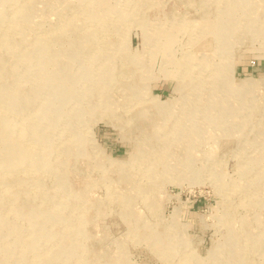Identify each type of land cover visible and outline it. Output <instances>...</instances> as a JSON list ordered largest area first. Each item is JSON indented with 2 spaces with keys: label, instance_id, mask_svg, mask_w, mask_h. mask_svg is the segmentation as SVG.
<instances>
[{
  "label": "rangeland",
  "instance_id": "obj_1",
  "mask_svg": "<svg viewBox=\"0 0 264 264\" xmlns=\"http://www.w3.org/2000/svg\"><path fill=\"white\" fill-rule=\"evenodd\" d=\"M255 1L262 4L259 16L264 17V0ZM140 2L145 7L141 8ZM198 2L108 0L101 6H94L96 3L89 6L86 0L33 2L27 22L29 25L37 24V27L32 26V32L47 33L42 38L59 31L67 36L59 43L51 42L50 47L56 51L53 54L60 63L46 65V74L63 64L59 60L63 56L60 54L73 48L72 39L79 34L85 41L88 37L99 40V44H93L92 41L89 45L95 48L92 58L99 51L110 52L104 64L110 68L109 76H115L117 83L110 92V99L102 103L97 96H101L102 91L95 92L96 82L92 80L100 61H92L91 66H86L85 60L90 53L83 51L80 55V51L79 65L74 59L66 60L76 69L73 75L64 74L62 77L55 74L51 80L43 74V67L35 69L37 75H34V80L42 84L38 91L23 95L27 104L23 103L22 111L17 115L6 112L7 119L20 121L24 135L30 132L25 123L33 119L34 132L43 134L47 141V148L42 150H35L36 144L29 137H25L18 145L19 151L30 154L25 143L34 144L29 147L39 165L34 173L22 167L24 155L14 154L9 158V164L15 165V169L0 175V190L6 184L15 185L17 180L23 182V186L7 188L6 192L13 198L8 195L4 197L1 193V205L5 208L9 203L20 205L23 192L28 191L32 198L29 207L46 214L40 219V229L36 233H29L22 214L12 216L10 213L9 226L22 229L25 240L40 243L44 230L49 235L64 232L66 240H69L70 235L74 246H85L90 250L89 257L96 256L105 264H115L119 260L122 264H183L184 260H188L189 264H219L220 259L215 256L217 247V253L222 256V250L239 243L238 236L236 239V236H230L233 229H240V237L255 235L254 232L264 229V89L248 90L247 96L240 102L236 97H228L231 101L239 102L237 111L230 113L227 110L223 115L214 107L218 100L223 101L227 92L218 89L215 93L212 87L214 80L204 82L205 91L201 90L203 86L192 89L190 95L194 101L193 107L200 114H197L196 121L197 117L212 115L211 123L214 118H218V125L226 126L234 124L235 115H238L241 121L237 120V123L242 124L244 129L231 130L225 134L216 128L210 130L203 140H196L189 147L183 142H176L174 146L169 143L167 137L171 133L168 134L167 130H171V117H164L152 110L155 105L168 100L179 103L181 94L175 88L178 76L185 83L197 76L202 77L204 74L200 62L211 67L221 66L224 62L231 64L229 75L233 82L244 77L264 79V33L256 26L251 31V26L243 31L242 15L246 9L233 11L237 17L233 28L238 35L231 36L228 31L225 33L228 51L221 53L216 49L215 17L207 15L202 21L211 19L212 22H208L201 32L198 28V20L203 14L198 9ZM11 8H15L13 2L4 3V0H0V12ZM120 9L130 17L125 19L122 13L119 14ZM88 10L90 13L104 14L102 19L105 22H97L101 20L97 17L88 18L89 14H85ZM145 16L152 22L146 30L140 23ZM72 20L78 24L76 29H71L69 23ZM254 23L255 20L250 25ZM29 43L30 40L23 42V48H32ZM133 55L137 56L139 63L134 60L131 62ZM10 69L7 67L3 71L2 80L6 79ZM22 78L18 76L14 80ZM65 79L73 80L74 93L69 96ZM216 83H220L222 88L226 84L225 81H215V86ZM28 87L26 81V89ZM131 91H134V96H131ZM252 94L253 97L248 100ZM54 96L55 100H52L50 97ZM56 100L58 105L53 109L51 104ZM139 106L146 110L144 121H138L141 126L136 127L130 123L133 122L131 116L140 109ZM248 112L251 119L247 121L245 116ZM106 118L111 119V122H107ZM143 138H147L144 143L149 142L145 147ZM60 140L67 141L60 145ZM157 144L167 147L158 148ZM77 146L78 151H75ZM151 146L152 152L149 149ZM80 147L84 154L80 153ZM141 149H146L147 153L145 156L141 152L144 156L137 161L135 154ZM65 150L70 153L65 154ZM190 151V164H181L179 161L187 159L188 156L184 155ZM131 157L135 158L134 161ZM116 160L121 163L117 164ZM54 161L76 167L77 172L67 168L71 170L67 185L69 183V189L81 193L80 197L73 196L62 177L50 171L49 165ZM119 166L125 171L124 176L120 175L122 169L119 171ZM34 179L44 183L42 192L33 187L31 181ZM129 202L132 205L128 208L126 204ZM35 215L38 216V213ZM242 217L248 218L250 225L245 227V223H239ZM81 225L85 227L84 230H79L78 226ZM155 232L161 241L173 242L174 246L167 243L173 249L154 244L150 236ZM24 244L26 246L28 243ZM49 246L56 247L45 241L39 253L45 255ZM13 248L19 250L21 247L15 244ZM196 257L199 261H192ZM251 257L257 258L256 253L251 254ZM27 259H32L29 250L20 257L22 261ZM226 260L221 259L222 262ZM28 264L37 263L31 261ZM45 264L55 263L49 261Z\"/></svg>",
  "mask_w": 264,
  "mask_h": 264
},
{
  "label": "bare ground",
  "instance_id": "obj_2",
  "mask_svg": "<svg viewBox=\"0 0 264 264\" xmlns=\"http://www.w3.org/2000/svg\"><path fill=\"white\" fill-rule=\"evenodd\" d=\"M34 1L36 0H4V3L13 2L15 4V8L7 9V10L4 9V11L0 12V175L3 172H6V171L12 172L15 169L14 168L15 165L9 164L10 162L9 160H11L9 158L14 156V154L24 155V159L21 162H22V167L23 168L25 167L26 170L28 171L32 170L33 172L38 168L39 165H37L36 163L37 160L34 159V157L31 155L32 150L29 148V147H32L34 144L31 146L29 142L25 143V148L28 150V151L27 150L25 151H27L30 154L22 153V151H19L18 145L21 142H23L25 137H29L34 141L32 143L36 144L34 145L36 147L35 150H42L44 149V147L47 148V141L44 138L43 134L41 135V134H37L36 132H34L33 128H34L35 122L33 119H29L25 123V125L28 126L30 132L29 134L24 135L23 128H21L23 126L20 125V121L18 119L11 121L5 117L6 112H10V115L11 114L17 115L18 112H21L23 103H26L25 99L23 98V95L31 94L30 91H32V93L37 92L38 91L37 89L42 85L37 81V79L34 80V75L35 76L37 75L34 72L35 69L38 70L42 67L45 69L46 65H49L50 63L52 65H54V63L55 64L60 63L56 60L57 56H54L53 54L56 51H54L50 46H52V43H59L60 41L64 40L67 37L66 35H64L63 31H59L58 33H53L48 38H42V37H45L46 36L45 34L47 33L39 34L40 31L39 32L37 31V34H34L32 32V26L34 25L37 27V24L29 25L27 22L30 20L32 6L34 4L33 3ZM107 1L108 0H86V3L88 2L89 6H91L90 4H94V3H96L94 4V6H99V5L101 6V4L102 5L106 4ZM37 2H39V0H37ZM198 3H199L198 9L201 10V12L203 13L202 16L199 18L200 20H198L199 21L198 28L201 32L203 28L206 27V25H208L207 24L208 22L209 24L212 22L211 19L207 22L202 21V19L206 18L207 15L215 17L216 19V22L214 23L215 28H216L215 39H217L216 49L219 50V52L221 53L222 52L226 53L228 51L226 50V48L229 45L227 43L228 39L224 38V36H226L225 33L228 31L231 36L232 34L234 36L238 35L233 28L235 20L237 19V17H235L233 14V11L235 10L242 9V8L246 9L245 13L242 15V20L244 22L242 23L241 28H243V31L249 28V26H251L250 27V31H251L253 29V26H256L259 30L261 29V32L264 33V17L262 15H260L262 17L259 16L260 7L262 4L256 2L255 0H225V1L199 0ZM145 4H148L150 7V4L147 1H145ZM142 6L145 7L143 4H141V8ZM211 6H212V9H210ZM115 11L118 12V10H115ZM121 13H122V9H120L119 14ZM85 14H89L88 18L90 19H94L95 17H97L98 19H101L100 21L96 20L97 22L101 24L105 22V20L102 19V16L104 14L101 15L100 13L101 15L100 16L97 13H90V10H88V12ZM110 14L106 13V15H110ZM122 14L124 15L123 17L125 19L130 17L126 12ZM143 18L144 19H142L140 23L144 25L143 28H145L146 30V27L147 28L150 27V25H152V22L151 20H148L146 16ZM254 20H255V23L253 25H250V23L252 24ZM69 24L72 27L71 29H76L78 26L77 22L73 20ZM40 38H42V40L39 41ZM84 39L85 38L80 37L79 34H76V36H74V38L72 39V43L70 42L71 44H73V48L66 49V51L64 50L63 54H60V55H63L59 59L60 61H63V64L59 65L60 69L57 68V70H53L50 73L47 72V74L45 73L46 72V69H45L43 74H46V78L47 79L49 78L51 80L53 79L52 77L55 74L58 76L61 75L62 77H64V74L73 75L76 69H73L70 63H67L66 60L69 59L70 61H73L74 59L76 62L77 61L79 62L77 63L79 65L81 63L78 58L80 51H81L80 55L82 54L83 51H88V53L90 54H88L86 57V60H85L87 63L86 66L88 65L91 66L92 61L94 62L96 60L100 61V66L96 68V71L94 70L96 75H94L92 80L96 82L95 92H97V90L102 91V93H100L101 96L100 95H97V96L101 98L100 101H102V103H105L107 102V100L110 99L109 97L110 92L112 91V89L115 87V84L117 83V79L115 78V76L110 75L112 77V79H110V76H109V74H111L110 68L104 64V60L109 56L110 52L108 53L105 51H99L96 53V57L92 58L94 56L93 52L95 48H93V46L89 47V45L92 44V41H93V44L94 42L95 44L96 42H98V44L100 42L99 40L97 41V38L95 37H88L87 41H85ZM26 40L27 41L30 40L29 44L31 45L32 48L30 49L23 48L25 45H23L22 43L25 42ZM136 58L137 56L133 55L130 58L131 62L134 60L135 62L139 63V60H137ZM22 64H23V67L21 68ZM199 64L201 65V68H202L201 71L204 74L202 77L197 76L196 78L193 79V81H189L188 83H185L182 80V77L178 76L179 78H178L177 85L175 88L178 89L180 91L179 94H181L179 98L180 99L179 103L173 100H170V101L168 100V101L159 103L158 105H155L154 106L155 108L152 109V110H155L156 112H160L158 113L159 115H162L164 117L165 116L171 117V120H172L171 130L170 129L167 130L168 134L171 133V136L167 137V141L173 144V146L177 144L176 142L178 143L183 142L185 143L186 147H189L190 145H194V142L203 140L205 136H208V133L210 130H213L216 128H219V131L225 134H227V132H231V130L233 131L236 129L243 128L242 124L237 123V120L241 121L239 120L238 115H235L234 124H231L230 122H226V123L231 124V125H226V126H223V125L219 126L218 118H214L213 123H211L212 115L211 116L209 115L203 118L197 117L198 120L196 121V116L198 113H196V111L194 110L195 107H193L194 101H193L192 96L190 95L192 89L196 87L201 88L203 86L201 90L205 91L206 87L204 86V82H207V81L211 82L213 80L214 82L215 81L216 82L225 81L226 84L223 86V88L220 83L219 84L216 83V86H215L214 82H212V85H213L212 87L215 90V93L218 92V89H223L224 92H227V94L223 96L224 99L222 102L218 100L219 102L216 103L217 106L215 107H214V104H212V107L217 108L218 109L217 112L222 113V115L226 113L227 110L230 113L236 112L238 103L242 101L245 96H247L246 92L248 90L253 91L254 89H259V88L264 89V79L258 80V79H255V77L254 78L244 77V78H241L233 82L231 76L229 75L230 74L229 69H230L231 64L228 65V63L224 62L223 65L217 66V67L208 66L207 63L205 64L203 62H200ZM7 67H11V69L10 71H8L9 74H7L6 79L2 80L1 74L3 73V71L5 72V69ZM82 71H85V70H82ZM18 76H23V78L20 80L17 79V81H15L14 78ZM80 79L81 78H78V80ZM65 80H66V83H65L66 91H68L67 94L69 96L74 93V89L72 88L73 80L72 79H70L71 81L67 79ZM26 81L29 84L28 89H26ZM30 86L32 87L31 89H30ZM124 88L125 90L127 89L126 85L124 86ZM53 92L54 91H52V94ZM55 96L58 98L57 94ZM55 96L50 97V98L52 100H55ZM131 96H134V91H131ZM231 96L236 97L239 102L233 101V100L231 101L230 99H228V97L231 98ZM196 97L197 95H195V98ZM249 97H248V100H251V97H253V94L250 95ZM57 100L54 101L53 104H51L53 109L58 105ZM127 101L131 102L130 99H128ZM176 109L178 111H176ZM144 110L146 109H144L142 106L140 107V109L137 110V112L133 116H131L133 122L130 123V125L136 126V127L141 126L138 121H141V120L144 121L143 119L145 116ZM245 117L247 121L250 120L251 119L249 118L251 117L250 112H248ZM106 121L111 122V119L106 118ZM184 129L186 130V132H184ZM166 132L164 133L167 134ZM161 133L163 132H160V134ZM143 139H142V142L144 143V141L147 138H143ZM66 141L67 140L65 141L60 140L59 143L61 145L65 143ZM158 141L159 140H157V142ZM147 143H144L143 147H145ZM171 144H168V145H171ZM152 147L153 146L149 147V149H151ZM157 147L165 149L167 145L161 146L160 144H157ZM80 148H81L80 153H83L84 151L83 148L82 147ZM61 150H63V148ZM75 151H78V146ZM152 151L153 150L151 149V152ZM68 152L70 153V151L65 150V154H68ZM141 152H144V154L147 153L146 149H141L139 153L135 154L136 156L135 158L137 159V161L139 159L142 160L144 156V155L143 156L141 155ZM263 152H264V149H263ZM57 155L59 156L60 153L58 152ZM184 156H188L187 159L181 160L179 162H181V164H185V162H189L190 164L191 158L189 160L188 158L192 156V152L191 151L187 152V155H184ZM135 158H132V160L134 161ZM54 159L57 160V157H55ZM116 162L117 164L121 163V161L119 160H116ZM52 163L53 165L51 166ZM51 164L49 165L51 167L50 171L58 175L59 177H62V181L66 182V185H67V180L69 178L70 171L72 170V171L77 172V169L75 166L68 167L66 165H60L59 161L51 162ZM67 168H71V170H68ZM121 169H122L121 166H119L118 170L120 171ZM148 171L150 170L148 169ZM120 175L122 176L125 175V171L123 169L120 171ZM31 183L34 185L33 187L36 190L43 191V188L45 186L44 183L43 184L39 183L36 179L32 180ZM15 185L6 184L0 190L1 191L0 197L2 193L4 197L8 195L9 197L13 198L14 197L13 195H10L8 194V192H6L7 188L11 186L12 187L23 186V182L21 180H17L15 181ZM67 190L73 193V196H76V197L81 196V193L75 192L69 189V183L67 185ZM27 192H23L22 202L20 205H12L9 203L7 204V207L5 208L3 205L0 204V253H1L0 264H28L31 261H35L37 264H45L46 262H49V261H52L55 264H98V263L105 264L103 261H101V259L95 258L96 256H94V258L89 257L90 250L86 248L85 246H81L79 248L74 246L71 243L69 234H68L69 240H66L64 237L66 236L64 232L63 233L59 232L55 235H49L50 233L44 230L41 236L40 243H33L31 241L25 240L24 231L22 229H20L17 226L15 227L9 226V223H8L9 215L12 212V216H19L22 214L24 219H26L27 228L29 229V233H32V232L36 233V231L40 229L38 224L41 221L40 219L43 218L46 214L43 215L41 210H38L34 207H29V204L31 203L32 198H31V195ZM129 204H126V207L129 208L132 205V203L130 205ZM39 212H41V214ZM36 213H38V216L35 215ZM47 215H49V213H47ZM239 223H241L242 225L245 223V227L247 225H250L248 218H244V217H242L239 220ZM78 227H79V230L85 229V227L82 225ZM239 233H240V229L238 227H236L235 229L231 231L230 236L231 237L236 236L235 239L238 236L239 239L237 238V240H239L238 241L239 243L238 244L233 243L231 247H229L228 250H225V251L222 250L223 257L221 256V254L217 253L219 252L218 251L219 247H217L218 249H217L215 256H217L220 259L218 261L219 264H230V263L231 264H264V229L261 231L254 232L253 234L255 235L248 234L245 237H240ZM255 236H257L258 238H256ZM150 238L152 241H154V244L156 245L161 244V246L165 248L173 249L169 247L171 245L167 243L172 244V246H174V243L169 242L167 240L161 241L159 238H157L156 232L152 237L150 236ZM45 241H49L50 245H55L57 247V250H55L56 247L50 248L49 246V248L46 250L45 255H42L41 253H39V249H41L40 246L44 245ZM24 243H28V244H26L25 246ZM15 244L19 245L21 248L19 250H15L13 248ZM26 250H29L32 253V259H27L26 261H22L20 260V257L24 254V252H26ZM253 253H256L257 258L251 257V254ZM225 258L227 259L226 262H222L221 259H225ZM193 260L199 261L197 257L193 258L192 261ZM189 263L190 262H188V260H184L183 264H189ZM115 264H122V263L119 260V262ZM198 264H201V263H198ZM213 264H216V263H213Z\"/></svg>",
  "mask_w": 264,
  "mask_h": 264
}]
</instances>
